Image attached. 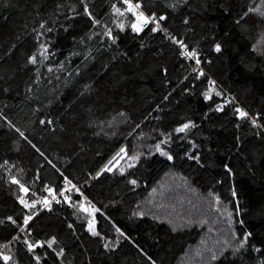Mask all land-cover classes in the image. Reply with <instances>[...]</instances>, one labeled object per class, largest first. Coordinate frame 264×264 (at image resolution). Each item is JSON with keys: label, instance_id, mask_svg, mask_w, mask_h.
<instances>
[{"label": "trees", "instance_id": "16d2710c", "mask_svg": "<svg viewBox=\"0 0 264 264\" xmlns=\"http://www.w3.org/2000/svg\"><path fill=\"white\" fill-rule=\"evenodd\" d=\"M133 1L147 14L168 17L161 22L166 35L196 50L221 95L205 101L208 78L197 79L163 34L151 28L134 34L130 15L113 14L115 3L124 9L116 0H85L99 21L94 28L80 0H0V256H10L8 264H36L33 255L41 264H262L264 3ZM108 29L115 44L103 35ZM226 95L258 116L261 127L237 119ZM186 122L195 127L177 134ZM166 137L161 148L172 161L155 150ZM121 147L127 155L113 160ZM133 155L138 160L129 168ZM105 165L111 171L94 178ZM11 177L28 188L26 195ZM65 177L82 194L70 195L73 207L64 200L51 211L19 204L21 195L29 203L47 197L45 185L58 196ZM89 202L98 209L95 227L103 239L86 231L89 218L77 205ZM26 214L33 215L28 225ZM245 232L248 242L233 256ZM25 239L43 247L29 253Z\"/></svg>", "mask_w": 264, "mask_h": 264}, {"label": "snow or ice", "instance_id": "6c2138e0", "mask_svg": "<svg viewBox=\"0 0 264 264\" xmlns=\"http://www.w3.org/2000/svg\"><path fill=\"white\" fill-rule=\"evenodd\" d=\"M121 2L126 7L123 10H121V8H118L115 4H113L111 6L112 7V12H113L114 15H118V16H124L126 12L130 13L131 16L134 18V20L132 21V23L130 25L131 31L134 34L139 36L141 33L144 32V30L150 24L154 25L153 27H151V32L152 33H157L158 31H163V32H165V34H167V29H162L161 28V22H164V21H166L168 19V17L166 15H157L155 12H153L151 14H146L145 11L142 10L143 5L140 2L133 3L132 0H121ZM80 3L84 5L83 14L85 16H87L90 21H92V27L93 28L96 27V25L99 23V21L94 19V17L92 16V13L89 10L88 5L85 3V0H80ZM183 3L187 4L188 0H183ZM262 3H264V0H262ZM174 7H175V5H173V8ZM252 11H253V9L251 7H249L248 12H245L244 16H247ZM260 15L262 17H264V12H261ZM243 18L244 17L242 16L241 19H243ZM184 23L188 24L189 21L187 19H185ZM237 23H239V21H237ZM116 26L122 32L125 30L123 23H117ZM40 27L43 29L45 27V25L41 24ZM65 30H67V29H65ZM47 31L51 32L52 29L48 28ZM103 35L105 37H107V39L109 41H111L112 44H115L117 42L116 41V37L113 35V33H112V31L110 29L105 30ZM170 39H171L173 44L178 45V47L180 49V54H181V56L183 58L193 59V58L197 57V52H196L195 49L188 50L187 45L183 41L177 40L175 37H170ZM214 51L216 53H220L222 51L221 45L219 43L215 44ZM47 52H48V49L44 45H41L40 56L43 59H47V56L45 55ZM36 62H37V59H36L35 55L29 57V59H28V63L29 64H33L34 65V64H36ZM196 62H197V65H199V63H200L199 59H197ZM51 71H52V69L49 68V72H51ZM204 75H205L204 72L200 71L198 73V75H197V79H199L201 76H204ZM214 84H215V82L213 80L208 79L209 89L202 93L203 98H204L205 101H208V100L211 99V95L214 92V88H213ZM214 94L216 96H220L221 95V93L219 91H215ZM166 99H167V97H166ZM229 102H231V101H229ZM224 107H225V105H223V104L217 105V107L215 108V111L218 112V113L222 112ZM233 112L236 114L237 119L249 120L253 127H257V128L261 127V124L257 123V120L259 119L258 116H256V117L250 116L249 113L246 112L245 110H243L241 107H234ZM120 115H123V113H121ZM45 123L51 124L52 122L51 121H47L46 122L45 120H40V124L41 125H44ZM194 127H195V125L193 123L186 122V123H183L181 126L176 127L175 128V132L177 134L186 133L188 130H190L191 128H194ZM21 136L23 137V133H21ZM166 143H168V138L167 137L164 140L160 141L159 143H157L155 145V150H156V152L159 153L160 156L165 157L168 161H172L173 160V156L169 155L166 151H163L162 148H161V145L162 144H166ZM188 143L192 144V141L189 140ZM192 147L195 148L196 145L192 144ZM37 151H39V150L37 149ZM122 154L127 155L126 150L123 147L120 148V151L112 159L116 160V158L120 157ZM190 158L191 159H197V161H198V158L195 157V156H192ZM129 159H130L131 163H129L128 167L129 168L135 167V162L138 160V156L137 155H133ZM110 164H112L111 160L108 162V165H110ZM108 165H105L100 170V172H97L96 177H94V178H98L103 172H106V171L110 172L111 168H109ZM225 171L230 172V169H228L227 166H226L225 167ZM120 174L124 175V170L123 169L120 170ZM61 175H63V174H61ZM10 183L13 184V185H17L19 187L20 192L25 194V195L29 191L28 188L25 187L22 183H20V181L16 177H11L10 178ZM128 183H130L132 185H136L137 181L135 179H131V180L128 181ZM64 185H65V189H64V191H61L59 193V195L64 198V203H67L69 207H73V204L71 203V197L69 195H66V193L71 192V191L74 190V191L77 192V194H80V195H82V194L80 193L79 189L76 188L75 185L71 184V181H69L67 179V177L64 178ZM44 190L48 193L47 197H45V198H39L38 197L36 200H34L31 203H29L28 200H26L24 198V195H21L18 198L19 204L25 209H35L37 204H42L44 208L48 209V211H51L52 210L51 209L52 201H55L56 203H60L61 201L56 199V195L53 193V190L50 187H48L47 185L44 186ZM33 195H35V194L33 193ZM233 196H235V192H233ZM77 207H78L80 212L86 213L90 217L87 220L86 231L93 237H98L99 236L100 239H103V237L100 236V233L96 230V227H95L96 226V220L94 218V213L96 211H98V209H96L95 206L92 205L90 202L87 203V206H85V203H80V204L77 205ZM34 214H36V213H33V215ZM33 215H29V214L24 215V217H23L24 225H28L29 224V222L33 218ZM8 220L10 222H12V223H15L12 220V217H8ZM68 227L71 229L73 226L71 224H69ZM21 231H24V229L21 228ZM116 231H117V233L119 235H121V236L124 235V233L119 228H117ZM232 235H233V238H235V233H233ZM250 235H251V233H249V232H245L244 233L243 239L239 242L238 246H235V247L232 248L233 256H236V255H238V254H240L242 252V250L245 248V246H246V244L248 242V238H249ZM13 239H16V238L13 237ZM23 243L25 245H27V250H28L29 253H33L34 248L43 247V242H41V241L30 242L29 240L25 239L23 241ZM56 243H57L56 238L53 237L52 239L47 241V247L49 249H52L53 245H55ZM5 247H7V245H5ZM105 248L106 249L108 248L107 244H105ZM253 250L255 252H260L261 251L260 248H254ZM62 255H63V249H61L60 251L56 252V256L57 257H60ZM0 259H2L4 261V264H8V262L11 260V257L7 256V255H3V256H0ZM33 259L36 261V264H41L39 256L33 255ZM211 259L213 261H215L217 259V256H216L215 252H213ZM262 264H264V262H262Z\"/></svg>", "mask_w": 264, "mask_h": 264}, {"label": "built area", "instance_id": "2783aa9c", "mask_svg": "<svg viewBox=\"0 0 264 264\" xmlns=\"http://www.w3.org/2000/svg\"><path fill=\"white\" fill-rule=\"evenodd\" d=\"M117 2H120L122 5H123V8H125L126 6L121 2V0H116ZM132 2L133 3H135L133 0H132ZM127 13V12H126ZM128 15H130L131 16V14L130 13H127ZM147 14V13H146ZM132 17V16H131ZM133 18V17H132ZM134 19V18H133ZM154 25L153 24H150L146 29H148V28H151V27H153ZM162 28V27H161ZM145 29V30H146ZM159 33H161V34H163L165 37H167L168 38V40L170 41V43L172 44V45H174V47H176V49H177V51H178V53H179V58L180 59H182V60H184L185 62H187V63H189V64H191V71H192V73L193 74H195V75H198V73L200 72V71H203L204 72V76H201V77H207L208 79H210L208 76H207V74H206V72H205V70H204V68H203V66H202V64H201V62L199 63V65H197V62H196V60L198 59L197 57L196 58H193V59H187V58H183L182 56H181V54H180V49H179V47H178V45H176V44H173L172 43V41H171V39H170V37L169 36H167L163 31H158ZM214 86H217V84L215 83L214 84ZM220 90V89H219ZM221 91V90H220ZM229 101H231V102H229ZM225 103L227 104V103H233L234 105H235V107H241V106H239L238 104H236L235 103V101H233V99H231L228 95H226V101H225ZM242 108V107H241ZM243 109V108H242ZM244 110V109H243ZM70 181V180H69ZM71 184L72 185H75L74 183H72L71 182ZM76 186V185H75ZM76 188H78L79 189V187L78 186H76ZM64 189H65V185H64V180L62 181V183H61V191H64ZM72 194H77V192L76 191H71V192H68V193H66V195H72ZM56 199L57 200H59V201H62V200H64V198L62 197V196H60V195H58V196H56ZM53 204H59V203H56L55 201H52V203H51V206L53 205ZM3 261V260H2ZM4 262V261H3Z\"/></svg>", "mask_w": 264, "mask_h": 264}, {"label": "rangeland", "instance_id": "374dc122", "mask_svg": "<svg viewBox=\"0 0 264 264\" xmlns=\"http://www.w3.org/2000/svg\"><path fill=\"white\" fill-rule=\"evenodd\" d=\"M169 196H170L169 198H171V201H172L173 203H175V204L178 203L177 200H179V199L176 198V195L174 194V192L171 191ZM175 204H172V205L169 207V210H173V209L175 208V207H174ZM85 206H87V205H85ZM194 206H195V204H194ZM148 209H150V211H153L152 208H149V207H148ZM202 209H204V208L202 207ZM140 211L144 212V208H143V206L140 207ZM147 211H148V210H147ZM95 213H96V212H95ZM95 213H94V216H95ZM186 213H188V215H190L189 211H186ZM185 215H187V214H185ZM87 216H88V215H87ZM88 218H90V217L88 216ZM220 240H221V238L218 239V242H220Z\"/></svg>", "mask_w": 264, "mask_h": 264}, {"label": "bare ground", "instance_id": "6f19581e", "mask_svg": "<svg viewBox=\"0 0 264 264\" xmlns=\"http://www.w3.org/2000/svg\"><path fill=\"white\" fill-rule=\"evenodd\" d=\"M116 4V3H115Z\"/></svg>", "mask_w": 264, "mask_h": 264}]
</instances>
